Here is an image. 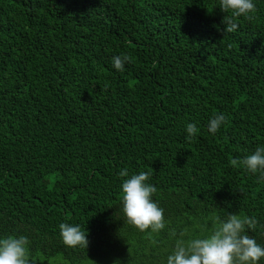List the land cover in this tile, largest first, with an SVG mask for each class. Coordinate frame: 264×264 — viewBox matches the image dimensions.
Here are the masks:
<instances>
[{
  "label": "trees",
  "instance_id": "trees-1",
  "mask_svg": "<svg viewBox=\"0 0 264 264\" xmlns=\"http://www.w3.org/2000/svg\"><path fill=\"white\" fill-rule=\"evenodd\" d=\"M253 2L226 33L219 0H0V238L27 236L36 264H167L171 229L207 235L236 213L264 246V177L230 163L264 147ZM141 171L166 221L151 236L123 213V180ZM62 222L87 229V250L64 245Z\"/></svg>",
  "mask_w": 264,
  "mask_h": 264
},
{
  "label": "clouds",
  "instance_id": "clouds-1",
  "mask_svg": "<svg viewBox=\"0 0 264 264\" xmlns=\"http://www.w3.org/2000/svg\"><path fill=\"white\" fill-rule=\"evenodd\" d=\"M218 6L222 12L230 13L222 20L226 25L223 29L226 33L236 32L239 28L238 19L244 17L251 20L250 14L257 10L253 0H219ZM131 62L132 58L128 54L112 57L113 67L121 72L124 71L125 65ZM225 123V114H215L209 120L208 131L215 135ZM186 131L187 139L191 141L199 129L196 124L188 123ZM230 163L233 166L242 164L250 172L259 171L264 177V147H257L254 153L242 160L232 159ZM118 175L122 178L128 177L129 172L127 169H121ZM151 175V172L141 171L124 179L121 185L123 213L127 223L141 232L150 230V236L152 233L159 234L166 227L164 209L153 200L157 189L147 183ZM209 219L212 227L207 235L204 234L203 228L199 236H193L187 227L179 233L175 229L170 230V236L175 238V243L167 257V264H259L264 258V246L245 234L246 229L256 230L258 221L254 216L228 213L226 219H221L218 215ZM59 229L65 246L87 250V229L82 231L80 225L66 222L60 223ZM29 244V238L24 235L0 238V264H36Z\"/></svg>",
  "mask_w": 264,
  "mask_h": 264
}]
</instances>
